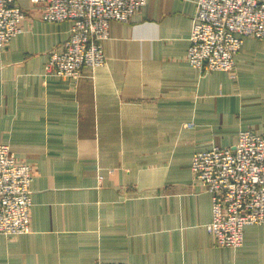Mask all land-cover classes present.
Listing matches in <instances>:
<instances>
[{"label": "crops", "instance_id": "0c3cea01", "mask_svg": "<svg viewBox=\"0 0 264 264\" xmlns=\"http://www.w3.org/2000/svg\"><path fill=\"white\" fill-rule=\"evenodd\" d=\"M196 1L111 22L107 64L71 80L45 76L71 23L16 0L27 18L0 53V145L36 173L31 233L0 235V264H264V224L239 249L215 245L191 170L196 151L264 132V40L245 39L237 80L201 73L187 61Z\"/></svg>", "mask_w": 264, "mask_h": 264}, {"label": "built area", "instance_id": "2783aa9c", "mask_svg": "<svg viewBox=\"0 0 264 264\" xmlns=\"http://www.w3.org/2000/svg\"><path fill=\"white\" fill-rule=\"evenodd\" d=\"M42 20L71 23L69 39L51 51L46 77L78 80L86 67L107 64L104 43L111 22L128 23L149 0H31ZM27 14L16 0H0V53L24 32ZM264 40V0H197L187 55L201 73L225 72L237 80L236 57L245 39ZM190 124L187 128H194ZM191 170L211 196L208 232L217 247L239 249L245 228L264 224V132H239L232 148L217 145L194 153ZM35 167L0 145V235L31 233Z\"/></svg>", "mask_w": 264, "mask_h": 264}]
</instances>
